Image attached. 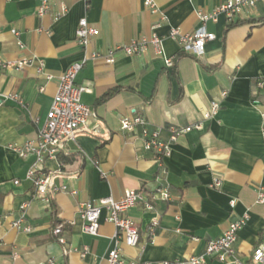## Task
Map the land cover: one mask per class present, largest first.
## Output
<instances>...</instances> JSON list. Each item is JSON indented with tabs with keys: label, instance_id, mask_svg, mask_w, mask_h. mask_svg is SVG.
<instances>
[{
	"label": "crops",
	"instance_id": "obj_1",
	"mask_svg": "<svg viewBox=\"0 0 264 264\" xmlns=\"http://www.w3.org/2000/svg\"><path fill=\"white\" fill-rule=\"evenodd\" d=\"M61 1L69 10L55 21L51 14H37L38 0H0V59L37 57L52 77L39 75L36 62L21 70L0 68V264H49L50 259L53 264H109L116 227L103 213L99 233H84L81 203L106 196L118 200L130 189L152 191L159 174L155 154L144 148L140 136L120 129L121 119L142 115L169 140L171 126L196 124L214 100L220 102L215 116L204 121L201 130L181 136L164 159L172 200L156 201L154 210L142 205L128 210L140 239L138 246L123 245V253L139 264H186L248 211L249 221L238 232L235 247L244 263L260 264L252 255L264 235V203L256 202L257 187L264 186V87L259 86L264 82V2L245 10L232 25L224 16L208 22L206 28L216 38L201 58L184 54L176 41L166 39V55L174 58L171 69L152 48L141 55L117 53L113 64L88 60L76 82L88 87L82 100L93 116L65 145L79 155L64 169L58 159L45 163L57 184H67L77 194L58 192L47 203L35 198L27 178L34 157L22 159L7 145L37 137L60 75L94 50L150 34L156 23L162 35L171 27L193 32L201 26L198 10H213L226 0H157L156 13L144 0ZM83 17L99 30L87 49L76 38ZM113 88L117 91L103 99ZM215 177L220 187L211 186ZM24 203L31 232L12 226ZM156 218L159 224L151 235L149 227ZM55 222L65 223L68 246H88L90 253L82 257L66 252L53 236ZM14 252L19 253L17 259ZM203 264L229 263L209 257Z\"/></svg>",
	"mask_w": 264,
	"mask_h": 264
},
{
	"label": "built area",
	"instance_id": "obj_2",
	"mask_svg": "<svg viewBox=\"0 0 264 264\" xmlns=\"http://www.w3.org/2000/svg\"><path fill=\"white\" fill-rule=\"evenodd\" d=\"M37 14L44 16L51 14L53 20H59L67 14L69 8L61 0H38ZM259 2L264 0H226L213 10H198L197 17L201 26L193 32H183L178 27H171L167 34L162 35L158 32L160 23L152 26L150 34H144L136 37L129 42L108 47L106 50H94L88 57L83 58L70 65L64 73L58 78V87L54 95L51 107L43 125L38 129L37 137L27 140L21 144H8L7 148L13 150L20 158L26 159L34 157V161L27 171V178L34 185L35 198L50 202L51 196L58 192H68L76 195L77 190L71 189L67 184H57L54 177L46 171L45 163L49 159H57L58 154L62 151L69 152L65 147L70 139H74L79 129L86 127L92 116V108L82 100L83 94L88 87L77 84L76 78L78 73L84 67L88 60L103 61L107 64H113L116 61L117 53H123L127 56L141 55L149 48H152L155 55L163 59L165 67L171 69L174 66V58L168 57L165 52V40L172 39L176 41L184 54H190L201 58L206 49V45L216 38V34L206 28L208 22H218L221 16L226 18L228 25H232L235 20L247 9H253ZM144 6L151 12H159L157 0H144ZM167 17L162 14V20ZM16 36L19 31L12 29ZM99 34V30L92 27L86 17L78 22L76 29V38L79 45L87 49L91 39ZM17 44L23 48V42L18 39ZM38 63L37 73L47 80L52 79L51 75L45 72V62L37 57L19 58L16 60L0 59V68L4 70H21L34 63ZM259 86L264 87V82ZM43 89V87L41 88ZM222 93V97L226 96ZM18 99V95H10ZM255 103L259 101L254 100ZM220 108V102L214 100L208 110L203 112L202 119L196 124L186 127L171 126L170 139L164 140L161 137L160 129H152L149 122L139 114L125 116L120 121V129L123 132L138 135L143 140L144 148L155 154V160L159 166V174L156 177V187L152 191H146L144 188L130 189L125 192L123 197L116 200L112 196H106L97 201H86L81 203L79 214L83 220L82 230L86 234L97 235L99 233L101 217L105 213V219L114 223L116 227V245L109 250L107 260L109 264H139L135 260L127 259L123 253V245L138 246L140 239L139 228L133 218L127 212L136 205H142L147 210L155 209L156 201L168 202L172 200L171 186L167 180V169L164 165V159L171 154L172 144L176 142L185 133L203 128V122L215 116ZM212 187H220L221 180L214 178ZM257 203H264V186L257 187ZM235 200L231 201L234 206ZM28 203L22 205L21 216L12 222V226L25 231L31 232V226L25 224L24 209ZM249 212L247 211L240 219L233 221L229 228L218 238L209 240L206 246L198 255L191 256L185 261L186 264H203L207 258L211 257L220 262L229 264H246L238 257L235 243L238 232L247 225L249 221ZM159 224V218L154 219L149 227L151 235L155 232V227ZM65 223H57L52 233L55 239L65 246V251H76L82 257L90 253L88 246L79 249L75 246H68V242L63 234ZM19 257L18 252H14L13 258ZM254 263L264 264V235L263 239L255 249L252 255ZM49 264H53L50 259Z\"/></svg>",
	"mask_w": 264,
	"mask_h": 264
},
{
	"label": "trees",
	"instance_id": "obj_3",
	"mask_svg": "<svg viewBox=\"0 0 264 264\" xmlns=\"http://www.w3.org/2000/svg\"><path fill=\"white\" fill-rule=\"evenodd\" d=\"M261 21L264 22V19H262ZM173 68H174V66H173ZM116 91H117V90H116L115 88L109 90L108 92H106V93L104 94L103 99H107L109 96L113 95L114 92H116ZM78 155H79V154H76V153H71V152H67V153H65V152H63V151H62L61 153H59L57 159H58V161H59V163H60L61 169H64V167H65L67 164L73 162V160H74ZM81 157H82V156H81ZM82 164H84V159H83ZM81 167H83V165H81ZM56 224H57V222H55L54 226H55Z\"/></svg>",
	"mask_w": 264,
	"mask_h": 264
}]
</instances>
